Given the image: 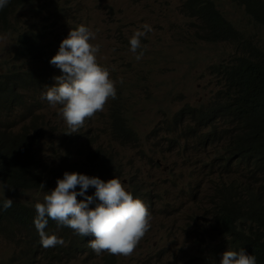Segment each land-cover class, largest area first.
<instances>
[{"label": "trees", "instance_id": "16d2710c", "mask_svg": "<svg viewBox=\"0 0 264 264\" xmlns=\"http://www.w3.org/2000/svg\"><path fill=\"white\" fill-rule=\"evenodd\" d=\"M32 1L9 0L8 5L0 9V33L10 35L15 54V56L11 55L9 66L0 72L1 187L9 188L21 195H30L43 191L41 184L47 187V183H56L58 178H63L66 171L96 176L104 181L109 180L112 173H117L126 191L134 198H139L148 207L152 214L149 231H152L156 226L154 203L161 200L163 195L160 187L171 185L172 182L180 180L181 176L169 173L154 186L147 188L141 180V175L127 176L124 170L122 172L118 168L119 164L108 157L107 148L115 143L102 139L99 135L86 136L85 128L91 120L104 118L102 122L113 140L122 144L125 140H132L135 146L144 144L140 134L134 130L128 116L129 111L124 106V95L127 94L125 92H129L132 88L125 81L123 85H115L116 99L109 98L104 110L87 118L77 133L65 134L70 130L61 117L65 127L60 132L58 141L53 140L45 127L46 115L41 113L44 108L51 105L42 98L41 93L45 91V85L52 86L55 83L53 77L62 73L49 63L51 58L47 54L51 42L45 45V41L53 34V30L50 31L49 27L54 29L60 26L63 20L57 18L49 26L42 28L32 23L21 24L17 18L10 20L14 10H19ZM232 1L243 6L247 11H253L259 24H264V0ZM68 2L67 0L66 3ZM177 2L179 6L181 4V14L197 21V24H194V34L197 38L214 37L223 41L233 40L236 45L245 47L244 55L234 53L227 62L213 64L209 68L210 74L214 75L216 81L214 92L207 103L196 106L187 104L189 110L177 114L179 120L191 121L210 141L209 145L213 144V147L214 144L223 143L226 136L229 138L232 134L233 137L229 144L225 142L220 146L223 152L217 149L218 146L214 147L216 158L213 160L209 154L210 147L204 145L198 136L180 129L173 120H170L164 129L162 124L155 131L152 129L149 136L154 139V144L162 142V138L158 135L163 129L167 137L164 141L169 149L207 155V160L195 159L204 172L193 170L189 173V177L194 178L196 187L202 188L211 176L218 178L233 175L230 168L235 166L236 176L234 175L229 183L220 181L221 185H219L215 180L212 181L215 188L210 191L211 198L205 208L209 232L203 244L226 243L230 247L229 250L233 251L243 248L255 255L257 264H264V52L256 48V39L252 46L240 40L237 30L226 18L229 16L232 19L230 12L219 1V3L213 0H178ZM37 13L42 15L43 11L40 9ZM54 13L65 16L64 9H56ZM60 43L61 41L53 40L51 46ZM45 49L48 50L44 54L42 64L31 68L32 63ZM97 63L104 67L101 63ZM125 66L134 65L125 64ZM108 71L110 77H116L114 71L110 69ZM134 75L142 82L143 87L145 85V90L150 88L147 87L144 76L139 75L137 70ZM59 107V105L55 107L58 112ZM207 124L213 126L210 128ZM50 129L57 132V125ZM43 141H46L52 159L35 153V149ZM158 149L157 146L153 147L155 151ZM141 151L142 147L139 153ZM164 157L163 154L162 159ZM148 161L153 165L151 171H156V165L159 163L154 162L150 157ZM54 164L58 166L56 169ZM94 192L95 189L89 187L86 195H94ZM180 192L182 191H176L175 194ZM77 199L82 200L84 197L78 196ZM26 203L24 201L20 204L13 200L12 207L4 210L0 200V234L13 235L19 225L22 226ZM90 206L94 207V204ZM153 218H155L154 222ZM183 237L185 242L194 241L188 233ZM62 251L63 248L57 247L45 255L49 259H55ZM185 252L186 249L181 248L179 255ZM214 253L216 252L210 255L213 256ZM101 258L106 264L113 263L115 259L112 255ZM201 260L203 264L209 263L206 254L202 255Z\"/></svg>", "mask_w": 264, "mask_h": 264}, {"label": "rangeland", "instance_id": "374dc122", "mask_svg": "<svg viewBox=\"0 0 264 264\" xmlns=\"http://www.w3.org/2000/svg\"><path fill=\"white\" fill-rule=\"evenodd\" d=\"M66 1L33 0L19 10H14L10 20L17 18L21 24L32 23L42 28L49 26L57 18L62 19L60 26L54 29L49 27L50 31L53 30V34L45 41V45L49 41L51 42L49 48L53 40L62 41L67 37L70 28L81 24L95 33L96 39L91 40L90 43L100 45V51L96 54L97 62L114 71L116 77L109 76V78L115 82V85H123V81H125L132 86L129 92H125L127 94L124 95V106L129 111L128 116L134 130L140 134L144 144L140 143L139 146H135L132 140H125L123 144L113 140L102 122L104 118L91 120L88 127L85 128L86 136L99 135L102 139L115 143L107 148L108 157L116 161L119 164L118 168L122 172L124 170L127 176L141 175V180L147 188L154 186L158 180H162L169 173L180 175L181 179L172 182V185L160 187L163 195L161 200L154 203V212L157 211L156 226L161 223H158L159 218H165L170 224L179 220L180 225L184 226L182 216L188 212L187 208L192 205L189 196L195 195L199 208L205 209L210 200L209 193L215 188L212 181L215 180L219 185H221L220 181L229 183L235 173L218 178L211 176V179L205 182L202 188L196 187L194 178H190L189 173L193 170L204 172L200 163L197 164L188 152L169 149L165 141L157 145L159 148L157 151L153 150L154 139L149 136V133L152 129L155 131L160 124L163 129L166 127L173 116L171 111V107L175 105V101L171 102L173 97L184 96L180 103H189L190 106L208 102L214 92L216 81L214 75L210 74L209 68L213 64L227 62L235 53L233 45L229 43L213 44L197 39L194 34L195 20L181 14L178 0H68V3ZM213 1H219L230 12L232 19L241 20L240 12L235 8V3L232 0ZM40 9L43 11L42 15L37 13ZM56 9H64L65 16L62 17L60 13H54ZM48 13H52V15H48ZM226 18L233 21L229 16ZM145 24L150 25L152 31L140 38L139 52L143 51V56L137 60L136 55L139 52L133 53L130 50L129 40L137 30L143 31L142 26ZM233 25L237 28V22L234 21ZM254 34L258 39L256 45L264 51V31H254ZM11 43L9 34L0 33V72L9 66L11 55L15 56ZM48 49L39 55L32 63L31 68L42 64L44 54ZM57 52L58 49L55 47L51 54L55 55ZM125 64L134 66L126 67ZM135 65L142 66L146 68L145 70H152L146 76L149 81L147 84L152 87L144 89L145 85L143 87L142 82L134 75ZM54 68L59 70L55 66ZM155 82L160 83L153 86L152 83ZM41 113L46 115V130L52 135L53 140L58 141L60 132L65 127L58 110L55 107L47 106ZM55 125H57V132L50 129ZM163 129L158 136L165 140L167 137L164 135ZM232 137V134L229 138L226 136L225 141L217 145V149L223 152L220 146L225 142L229 144ZM141 147L142 151L139 153ZM153 151L165 155L161 159V163L156 165L157 168L154 172L151 171L153 165L148 161L149 157L155 161L156 157L151 156ZM35 153L52 159L46 141H43L35 149ZM209 154L211 159L216 158L213 146H210ZM53 166L55 169L58 167L57 164ZM114 177L120 180L117 173H112L110 179ZM176 191H185L189 195L181 198L184 205L180 206V210L175 215L167 219L166 203L171 200ZM39 195L29 197L28 200L33 201ZM22 200L23 197L17 196L16 202ZM154 221L155 218H153ZM154 231L157 229L155 228ZM145 237L140 240L138 245L144 241ZM161 237L162 233H157L149 239L148 244L160 250ZM180 239L184 242V247L190 246L188 241L187 243L184 241L183 234H180ZM63 249L73 254L62 253L51 261L52 264H106L104 261L96 260L97 256L90 254L85 249V245L81 254L74 253L76 243H65ZM28 250L32 252L34 249L25 231H16L13 235L7 236L0 235V264H24L27 260ZM190 251L194 257L191 264H201L196 259L197 253L192 249ZM47 262L38 254H35L30 260V264H46ZM117 264H124L123 259Z\"/></svg>", "mask_w": 264, "mask_h": 264}, {"label": "clouds", "instance_id": "9594fccd", "mask_svg": "<svg viewBox=\"0 0 264 264\" xmlns=\"http://www.w3.org/2000/svg\"><path fill=\"white\" fill-rule=\"evenodd\" d=\"M8 3L9 0H0V9L5 8ZM235 8L242 18L241 20L232 19L231 24L233 25L234 21L237 22V28L234 25L233 27L237 30L240 40L252 46V43L255 44V39L258 41L254 31L263 32L264 24H259L253 11H247L236 3ZM194 24H197L196 20ZM142 27L144 30H137L129 40L130 50L133 53H137V50L141 48L140 38L152 31L150 25L145 24ZM95 39V33L81 24L70 28L67 37L61 41L60 45L51 46L47 54L51 58L49 63L58 68L62 74L53 77L55 83L52 86H44L45 91H42L41 96L52 107L60 106L59 115L70 130L65 134L77 133L87 118L104 110L109 98L116 99L115 82L109 78L108 69L97 63L96 54L100 51V45L90 43ZM199 40L213 44L229 43L233 45L235 53L242 55L245 53V47L236 45L233 40L223 41L214 37ZM55 47L58 52L53 55L51 52ZM256 48L261 49L258 46ZM142 56L143 51L136 55V59L139 60ZM136 70L139 75L144 76L147 87H152L147 84L149 81L146 77L152 70L138 67ZM160 82L152 84L154 86ZM182 100V96H175L171 100V102L175 101V105L171 107L173 116L170 120L176 122L180 129L198 136L204 145L213 146V144L209 145L210 141L191 121L178 119L179 112L189 110L187 106L189 103L182 104L180 103ZM207 125L210 128L213 126ZM159 143H153V145L157 146ZM215 146L217 145L214 144ZM188 153L198 160H206L207 157L205 153ZM162 155L163 153L153 151L151 156L156 157L154 162L161 163ZM230 171L236 174L235 166L230 168ZM1 182L0 180V184ZM41 186L43 191L21 195L0 185V200H2L4 210L12 207L13 200L16 202L17 196L23 197V200L18 203L27 202L24 207V223L22 226L19 225L17 231H25L28 234L34 250L32 252L28 250L24 264H30L35 254L47 260L46 264H52L53 259H49L45 254L57 247L63 248L65 243H76L74 253L80 254L85 245V249L97 256L95 259L98 261H103L101 256L112 255L115 259L110 264H117L121 259L124 264H191L194 257L190 249L197 253L196 259L201 264H203L201 260L203 254H206L208 264L212 262L216 264H257L255 255L243 248L233 251L229 250L230 247L226 243L203 244L209 232V226L205 209L199 208L195 195L189 196L192 205L182 216L184 226L180 225L179 220L170 224L162 218L158 221L161 223L155 227L157 231H154L155 228L149 231L151 214L148 207L139 198H134L130 192L126 191L116 177L104 181L96 176L66 171L63 178H58L56 183H47V187L43 184ZM77 186H79V191H77ZM89 187L95 189L94 195H86ZM37 194H40L38 198L33 201L28 200L29 197ZM188 195L187 192L182 191L174 194L166 203L167 219L180 210V206L184 205L181 198ZM78 196L84 199L78 200ZM93 204L94 207H91L90 205ZM155 214L157 216V211ZM160 232L162 237L160 238V250H158L149 245L148 241ZM185 233L194 238L192 243L188 241L189 247H184V242L180 239V234ZM144 236H146L144 241L138 245ZM201 240L202 243H200ZM181 248H185L186 252L179 255ZM213 252H216L215 256L210 255ZM62 253L70 254L71 252L63 249L59 256Z\"/></svg>", "mask_w": 264, "mask_h": 264}]
</instances>
